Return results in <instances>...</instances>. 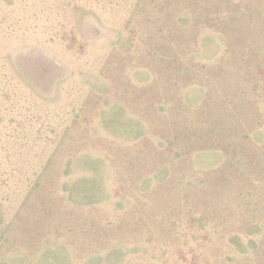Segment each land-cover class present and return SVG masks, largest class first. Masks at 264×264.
<instances>
[{
  "label": "rangeland",
  "instance_id": "rangeland-1",
  "mask_svg": "<svg viewBox=\"0 0 264 264\" xmlns=\"http://www.w3.org/2000/svg\"><path fill=\"white\" fill-rule=\"evenodd\" d=\"M0 264H264V0H0Z\"/></svg>",
  "mask_w": 264,
  "mask_h": 264
}]
</instances>
